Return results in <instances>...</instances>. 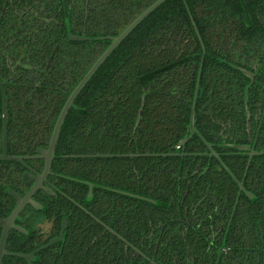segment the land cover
Instances as JSON below:
<instances>
[{
	"label": "flooded vegetation",
	"instance_id": "1",
	"mask_svg": "<svg viewBox=\"0 0 264 264\" xmlns=\"http://www.w3.org/2000/svg\"><path fill=\"white\" fill-rule=\"evenodd\" d=\"M156 1L124 0L127 18ZM116 2L0 0V264H264V102L253 101L238 138L237 111L219 94L213 145L185 154V137L169 154L215 164L182 166L176 181L156 165L149 191L136 159L165 154L94 150L93 77L70 98L123 32L114 35L128 20ZM96 43L110 45L95 60ZM113 158L131 163L90 162Z\"/></svg>",
	"mask_w": 264,
	"mask_h": 264
},
{
	"label": "trees",
	"instance_id": "2",
	"mask_svg": "<svg viewBox=\"0 0 264 264\" xmlns=\"http://www.w3.org/2000/svg\"><path fill=\"white\" fill-rule=\"evenodd\" d=\"M118 1L114 9L120 13L115 17H122L123 12L127 18L128 11L124 10L128 2ZM130 20L116 28L114 35L124 31ZM112 28L104 29L112 32ZM108 45L94 44L95 49L103 47L101 52H93L95 60ZM244 71L253 73L254 80ZM199 74L194 133L189 127ZM89 85L95 113L92 143L94 150L99 149L96 152L166 155L136 159L142 165V192L150 190L156 165L170 167L168 172L175 181L182 166L214 165V158L169 154L177 153L185 137V154L207 150L204 140L213 145L219 94L226 95L224 109L237 111L230 128L238 127L234 132L238 138L245 133L242 119L248 108L261 104L254 105L253 101L264 102V0H168L124 39ZM90 162L131 163L125 158ZM157 173L158 181L164 179L160 177L163 171L158 169ZM139 203L140 208L153 206L146 200ZM177 238L173 236V243Z\"/></svg>",
	"mask_w": 264,
	"mask_h": 264
},
{
	"label": "water",
	"instance_id": "3",
	"mask_svg": "<svg viewBox=\"0 0 264 264\" xmlns=\"http://www.w3.org/2000/svg\"><path fill=\"white\" fill-rule=\"evenodd\" d=\"M168 0H157L150 8H148L144 13H142L134 22H132L118 37L113 39L112 44L110 47L101 55V57L95 62L91 70L86 74L85 78L83 81L80 83V85L77 87L76 91L73 93V95L70 98V101H73L75 97L80 93V91L84 88V86L87 84V82L94 76V74L99 70V68L103 65V63L109 58V56L116 50V48L124 41V39L147 17L149 16L154 10H156L158 7H160L162 4H164ZM198 37L200 40V43L203 48V52L205 55V47L203 45V41L198 33ZM201 74V73H200ZM200 74L198 78V83H197V90H196V96H195V102L197 99V92L199 88V79H200ZM248 76L252 77L253 75L251 73L245 72ZM65 115V112L63 113V116ZM64 119V118H63ZM62 119V120H63ZM60 126H58L56 130L55 137H57V133H59ZM190 129L192 132H195V107H193L192 111V116H191V123H190ZM55 137L53 139L52 145L55 143ZM187 141V138H184L181 142L180 145H184ZM204 142L209 146V143L204 140ZM133 156V155H132ZM146 157H151L153 155L147 154L145 155ZM155 156H161V155H155ZM163 156V155H162ZM4 235L2 236V241H1V246H0V260L2 256V244L4 243Z\"/></svg>",
	"mask_w": 264,
	"mask_h": 264
}]
</instances>
